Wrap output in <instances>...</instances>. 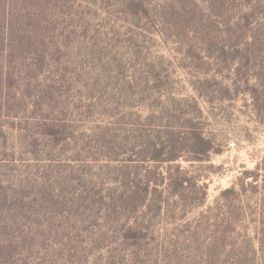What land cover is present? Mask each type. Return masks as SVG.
I'll return each instance as SVG.
<instances>
[{"label": "rangeland", "instance_id": "374dc122", "mask_svg": "<svg viewBox=\"0 0 264 264\" xmlns=\"http://www.w3.org/2000/svg\"><path fill=\"white\" fill-rule=\"evenodd\" d=\"M260 23L264 0H51L26 37L28 59L12 68L17 94L6 97L2 116L16 159H1V172L35 175L33 193L55 181L53 170L42 172L73 163L105 166L112 180L106 165L117 164L115 156L138 158L140 144L193 125L215 150L208 160L177 163L207 183V200L192 208L171 200L148 221L149 256L166 245L170 264L245 258L254 255L250 240L262 256L264 178L254 179L264 163V113L229 75L236 66L229 36H248ZM215 76L221 85L204 94L198 81ZM74 185L93 186L81 178ZM234 185L239 194L224 204L223 191ZM108 249L78 264H113Z\"/></svg>", "mask_w": 264, "mask_h": 264}, {"label": "trees", "instance_id": "16d2710c", "mask_svg": "<svg viewBox=\"0 0 264 264\" xmlns=\"http://www.w3.org/2000/svg\"><path fill=\"white\" fill-rule=\"evenodd\" d=\"M50 3L51 0H0V162L16 159L15 152L7 151L9 132L4 130L7 121L2 116L6 97L17 94L11 88L18 78L12 68L20 67V61L28 59L33 45L26 42V37L39 12ZM263 26L260 23L248 36H229L236 64L229 75L238 91L242 87L250 94L259 114L264 113ZM217 80L216 76L204 78L198 86L201 84L208 95L211 83L221 85ZM139 146L138 158L112 156L119 160L115 165H106L116 175L112 180L104 177L105 166L73 163L64 170L56 167L42 172L44 175L53 170L50 175L55 181L46 186L47 190L37 193L32 192L30 184L35 175L7 178L0 170V264H78L106 247L110 248L107 259L113 264H170L166 245L157 249L159 254L155 258L149 256L155 229L148 221L163 212L171 200L184 208L206 202L207 183L201 184L194 172L177 162L181 157L208 160L215 149L212 140L193 125L186 131L170 130L166 136H156ZM258 170L262 174L257 172L255 181L262 175L264 178V163ZM78 178L86 183L90 180L93 186L74 190ZM109 182L116 186L102 192ZM245 187L244 183L241 188ZM241 188L234 185L224 190V204L227 194L238 195ZM196 228L198 231L200 226ZM253 243L250 240L246 244L248 252L254 253L252 256L216 260L211 255L194 264H264L263 246V255L259 257Z\"/></svg>", "mask_w": 264, "mask_h": 264}]
</instances>
